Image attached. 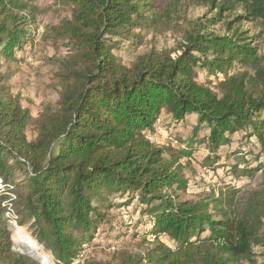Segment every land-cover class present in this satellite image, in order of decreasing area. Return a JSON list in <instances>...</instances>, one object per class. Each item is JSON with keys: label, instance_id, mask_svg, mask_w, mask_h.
Returning a JSON list of instances; mask_svg holds the SVG:
<instances>
[{"label": "trees", "instance_id": "16d2710c", "mask_svg": "<svg viewBox=\"0 0 264 264\" xmlns=\"http://www.w3.org/2000/svg\"><path fill=\"white\" fill-rule=\"evenodd\" d=\"M155 1L69 0L71 16L53 26L73 53L62 64L65 89L55 109L47 106L34 118L0 71V176L15 195L0 194V264H41L14 248L6 200L58 264H80L98 227L113 229L118 218L110 211L131 204L136 194L153 246L119 262L84 264H238L253 259L254 244L264 247L262 220L239 211V190L180 200L170 190L183 183L178 156L146 134L164 112L174 122L195 113L210 132L194 136L189 147L207 143L218 158L229 135L251 129L261 146L257 157L264 158V66L253 77L234 71L258 62L241 25L264 22V0H201L208 13L184 32L185 50L178 57L167 48L138 52L144 42L136 31L156 16ZM27 10L20 0H0V68L1 58L13 60L34 36L37 19L32 12L24 15ZM229 13L234 17L226 20ZM220 23L224 27L217 30ZM199 69L215 77L218 90L200 81ZM32 123L34 140L26 133ZM187 151L192 149L180 154ZM249 161L232 165L238 178L259 169ZM16 168L25 173L21 180ZM116 193L127 200L114 202Z\"/></svg>", "mask_w": 264, "mask_h": 264}, {"label": "rangeland", "instance_id": "374dc122", "mask_svg": "<svg viewBox=\"0 0 264 264\" xmlns=\"http://www.w3.org/2000/svg\"><path fill=\"white\" fill-rule=\"evenodd\" d=\"M20 1L28 5V10L23 12L24 15H30L32 12L37 19L30 29V35L34 36L27 43L24 51L15 52L16 58L9 61L1 58L0 71L6 76V84L11 93L20 98L22 106L35 118L47 106L52 109L57 108L65 89L62 64L73 53L68 48V45L71 46L69 40L58 38L53 26L71 16L72 5L69 0ZM154 6L156 12L154 19L136 31L143 36L144 42L138 52H148L152 48L158 50L167 48L172 56L178 57L185 50L184 32L189 30L198 18L208 13V7L204 6L201 0H158L154 2ZM238 13H242V10L240 9ZM226 16L225 19L229 20L234 17V14L229 13ZM243 22L242 30L247 31V36L252 37V43L257 48L258 62L256 66L237 65L238 68L234 71L235 73L247 72L249 77H253L256 68L264 66V22L248 20ZM215 27L219 30L224 26L220 23ZM181 47L183 50L180 53ZM199 76L200 81H210L212 82L210 85L218 90L215 77H209L201 69H199ZM250 82L253 91L257 94L255 83L252 80ZM209 132L205 124L201 125L198 122V115L195 113L187 115L181 122H174L164 112L158 118L153 131H147L146 134L156 146L164 148L170 155L173 153L178 156L175 165L181 166L180 175L183 183L180 185L175 183L170 190L180 200H205L209 195L217 196L220 190L225 192L230 187L235 188L239 190L237 193L239 211L249 213L251 219L260 218L262 222L258 234L264 235V158L257 157L261 148L260 143L255 136L250 135L251 129H248L229 135V142L219 148L218 156L220 157L218 158L215 154L209 153L207 143H193V147H189V142L194 136L201 139L208 137ZM26 133L30 140L36 138L37 131L33 123L28 125ZM187 148L192 149L187 151L191 152L189 155L180 154L182 149ZM210 156L212 159H209ZM243 160H250L249 162L256 167L259 166V169L251 176L243 175L238 178L232 165ZM244 166L245 163H242L239 170H242ZM24 174L22 170L16 168L15 175L19 180L24 178ZM1 179L4 180L2 177ZM135 196L136 199L131 204L110 211L111 215L118 218L113 222V229L108 232V224L100 225L94 239L84 246L76 263L84 264L92 259L119 262L128 256L146 254L147 250L153 246L154 240L145 234L148 228L144 226L146 218H142L143 206L138 205L137 194ZM111 199L114 202H125L127 194L116 193ZM6 218L9 221L7 216ZM138 220L141 221L137 222ZM16 221L17 225L9 222L12 230L10 237L14 242V248L26 253L15 244V227L20 226L31 237L33 234L27 224L21 225L19 218ZM123 223L128 227L121 228ZM123 232L126 233L123 234ZM172 244L170 242V245ZM39 245L42 247L41 243ZM43 249L52 259V264H58L54 256H51L45 248ZM238 264H264V247L254 244L253 259L240 261Z\"/></svg>", "mask_w": 264, "mask_h": 264}, {"label": "bare ground", "instance_id": "6f19581e", "mask_svg": "<svg viewBox=\"0 0 264 264\" xmlns=\"http://www.w3.org/2000/svg\"><path fill=\"white\" fill-rule=\"evenodd\" d=\"M17 225V224H16ZM14 239L17 246L41 264H52V259L42 247L20 226L15 227Z\"/></svg>", "mask_w": 264, "mask_h": 264}, {"label": "built area", "instance_id": "2783aa9c", "mask_svg": "<svg viewBox=\"0 0 264 264\" xmlns=\"http://www.w3.org/2000/svg\"><path fill=\"white\" fill-rule=\"evenodd\" d=\"M12 188L13 186L11 184L5 183L4 180H2L0 177V194H7L10 195L12 198H15V195L10 191V189ZM3 205H6L7 207L6 216L8 217L9 222L16 225L18 215L15 214L11 201L6 200L4 201Z\"/></svg>", "mask_w": 264, "mask_h": 264}, {"label": "water", "instance_id": "95a60500", "mask_svg": "<svg viewBox=\"0 0 264 264\" xmlns=\"http://www.w3.org/2000/svg\"><path fill=\"white\" fill-rule=\"evenodd\" d=\"M16 244V243H15ZM17 245V244H16ZM42 245V244H41ZM25 254H27V253H25ZM35 260H37L36 258H34ZM38 261V260H37Z\"/></svg>", "mask_w": 264, "mask_h": 264}]
</instances>
